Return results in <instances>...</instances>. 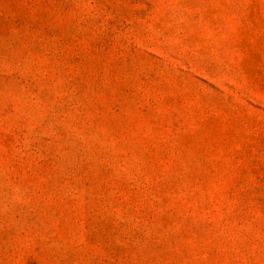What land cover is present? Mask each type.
Listing matches in <instances>:
<instances>
[{
  "label": "rangeland",
  "instance_id": "rangeland-1",
  "mask_svg": "<svg viewBox=\"0 0 264 264\" xmlns=\"http://www.w3.org/2000/svg\"><path fill=\"white\" fill-rule=\"evenodd\" d=\"M0 264H264V0H0Z\"/></svg>",
  "mask_w": 264,
  "mask_h": 264
}]
</instances>
